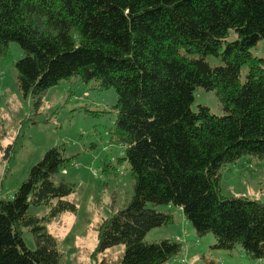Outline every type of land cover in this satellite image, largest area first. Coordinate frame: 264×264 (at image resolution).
Returning a JSON list of instances; mask_svg holds the SVG:
<instances>
[{"label":"trees","instance_id":"1","mask_svg":"<svg viewBox=\"0 0 264 264\" xmlns=\"http://www.w3.org/2000/svg\"><path fill=\"white\" fill-rule=\"evenodd\" d=\"M261 41L264 0H0V56L11 42L24 51L16 70L25 98L40 104L71 78L117 93L134 195L99 227L97 253L123 246L119 264H167L181 241L146 237L180 211L198 237L214 235V248L264 259V203L225 197L220 183L225 165L264 160ZM199 88L216 93L222 115L192 109ZM70 160L63 147L48 150L13 198L0 200V264H61L45 225L77 211L62 178ZM32 206L48 213L31 215Z\"/></svg>","mask_w":264,"mask_h":264},{"label":"rangeland","instance_id":"2","mask_svg":"<svg viewBox=\"0 0 264 264\" xmlns=\"http://www.w3.org/2000/svg\"><path fill=\"white\" fill-rule=\"evenodd\" d=\"M254 54L264 59V41ZM24 56L16 42L0 56V200L13 198L48 150L63 147L71 160L62 178L74 186L68 200L77 211L45 225L57 241L61 264H119L123 246L97 253L99 227L134 195L131 167L123 161L126 147L116 135L117 93L101 88L98 81L83 83L71 78L43 93L39 104L38 98H25L18 86L16 63ZM210 62L219 64L216 59ZM247 71L244 68L242 81ZM199 106L223 114L214 91L199 88L192 109L197 111ZM220 183L225 197L264 203V160L244 156L225 165ZM154 208L167 211L164 206ZM47 213L44 206L29 209V214L39 217ZM173 213L172 223L153 229L146 237L149 242L181 239V254L167 264H264V259L247 255L241 247L232 252L214 248L213 234L198 237L180 211ZM24 239L29 249H36L31 232L26 230Z\"/></svg>","mask_w":264,"mask_h":264},{"label":"built area","instance_id":"3","mask_svg":"<svg viewBox=\"0 0 264 264\" xmlns=\"http://www.w3.org/2000/svg\"><path fill=\"white\" fill-rule=\"evenodd\" d=\"M177 240L181 241V239H180V238H177Z\"/></svg>","mask_w":264,"mask_h":264}]
</instances>
